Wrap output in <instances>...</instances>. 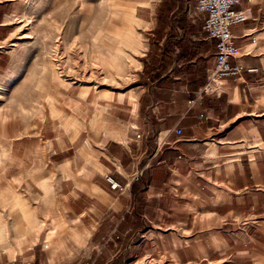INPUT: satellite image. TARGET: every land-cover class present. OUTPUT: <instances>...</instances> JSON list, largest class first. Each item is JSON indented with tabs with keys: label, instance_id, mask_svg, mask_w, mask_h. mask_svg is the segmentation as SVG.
Instances as JSON below:
<instances>
[{
	"label": "crops",
	"instance_id": "crops-1",
	"mask_svg": "<svg viewBox=\"0 0 264 264\" xmlns=\"http://www.w3.org/2000/svg\"><path fill=\"white\" fill-rule=\"evenodd\" d=\"M236 9L245 70L217 94L190 103L215 56L190 11L158 78L78 91L6 139L0 264H264V0Z\"/></svg>",
	"mask_w": 264,
	"mask_h": 264
},
{
	"label": "rangeland",
	"instance_id": "rangeland-1",
	"mask_svg": "<svg viewBox=\"0 0 264 264\" xmlns=\"http://www.w3.org/2000/svg\"><path fill=\"white\" fill-rule=\"evenodd\" d=\"M194 3L0 0V20L10 15L0 27V186L13 183L11 173L2 175L12 166L6 139L29 131L30 122L51 121L55 109L64 116V105L78 91L82 97L90 88L121 91L135 74L151 73L174 42L162 39L163 30L180 28L177 21L189 18ZM164 9L169 13L162 28Z\"/></svg>",
	"mask_w": 264,
	"mask_h": 264
},
{
	"label": "built area",
	"instance_id": "built-area-1",
	"mask_svg": "<svg viewBox=\"0 0 264 264\" xmlns=\"http://www.w3.org/2000/svg\"><path fill=\"white\" fill-rule=\"evenodd\" d=\"M240 2L241 0H195L190 12L191 19L202 24L208 39L214 43L215 56L213 67L207 72L205 85L194 94L190 103L204 95L217 94L221 80L240 77L245 70L243 65L232 63L240 54L232 28L247 20L246 14L236 9ZM175 134L181 135V130L177 129ZM106 181L111 189L118 188V184L110 177Z\"/></svg>",
	"mask_w": 264,
	"mask_h": 264
},
{
	"label": "trees",
	"instance_id": "trees-1",
	"mask_svg": "<svg viewBox=\"0 0 264 264\" xmlns=\"http://www.w3.org/2000/svg\"><path fill=\"white\" fill-rule=\"evenodd\" d=\"M167 10L164 9L165 12L159 16L160 18L159 23L161 24L162 28H165L167 26L166 20L164 19V16H167V14L169 13ZM186 24H188V22L184 18H181L180 20L177 21V25L180 27L181 30L183 26H185ZM172 30H173L172 28L168 29L167 36L165 38V41L167 44H168V41H170L171 39H174L175 37V35L172 33ZM175 45H178L177 42H173L172 44L167 45V47L165 48V51L160 56L159 64L157 66H154L151 73H148V74H151L149 78L150 81L155 78H158L160 74L166 72L168 68L171 67L172 59L169 57V55H171L174 52Z\"/></svg>",
	"mask_w": 264,
	"mask_h": 264
}]
</instances>
